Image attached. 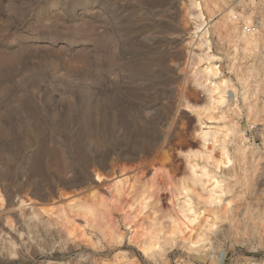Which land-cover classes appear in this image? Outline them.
<instances>
[{"label": "rangeland", "instance_id": "374dc122", "mask_svg": "<svg viewBox=\"0 0 264 264\" xmlns=\"http://www.w3.org/2000/svg\"><path fill=\"white\" fill-rule=\"evenodd\" d=\"M183 1L0 0V264H264V0L245 1L261 22L250 48L223 16L233 0H200L216 56L202 67H218L209 86L227 95L201 124L213 139L196 159L227 191L220 208L198 205L218 217L204 246L167 243L153 259L127 243L77 249L21 207L93 187L165 192L166 153L184 176L201 141L182 101L205 97L186 78ZM222 152L233 161L217 168Z\"/></svg>", "mask_w": 264, "mask_h": 264}, {"label": "bare ground", "instance_id": "6f19581e", "mask_svg": "<svg viewBox=\"0 0 264 264\" xmlns=\"http://www.w3.org/2000/svg\"><path fill=\"white\" fill-rule=\"evenodd\" d=\"M224 13L222 15L228 19L235 16L232 8ZM182 14L187 36L183 51L186 78L205 97L201 104L184 98L182 106L198 119L200 127L197 137L201 141V150L190 151L183 156L185 174L179 179L176 177L177 180L173 176L177 171L176 158L172 153L165 154L163 174L168 183L165 192L156 191L152 181L148 185L150 191L136 195L123 192L120 187L115 194H105L93 187L88 192L71 196L61 205L54 202L40 207L38 202L21 201V207L33 209L70 247L90 249L94 242L127 243L137 249L143 258L153 259L167 243L180 242L188 249L196 250L207 243L209 234L215 230L217 213L207 216L198 209V205L220 208L227 191L206 167H200L196 158L210 151H207L208 143L213 139V132L201 126L203 119L212 116L217 105L225 102L227 95L209 86L212 72H219L218 67H202L216 60L211 53L209 39L214 21L206 19L200 0H184ZM249 18H246L247 22H250ZM241 36L246 48L258 41L255 33ZM232 161L229 154L222 152L216 166L229 165ZM96 178L101 180L100 175H96ZM164 199L168 207L163 211ZM116 215H119V220Z\"/></svg>", "mask_w": 264, "mask_h": 264}, {"label": "built area", "instance_id": "2783aa9c", "mask_svg": "<svg viewBox=\"0 0 264 264\" xmlns=\"http://www.w3.org/2000/svg\"><path fill=\"white\" fill-rule=\"evenodd\" d=\"M245 1L247 0H233L231 7L234 10L235 16L234 21L240 26V29L245 33H259L261 29V22L260 18H252V22H246V4ZM255 260H252L254 262ZM249 262L248 264H260V262L252 263ZM222 264H225V260L222 261Z\"/></svg>", "mask_w": 264, "mask_h": 264}]
</instances>
